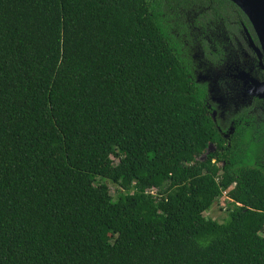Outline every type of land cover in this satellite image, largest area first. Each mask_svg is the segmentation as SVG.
I'll list each match as a JSON object with an SVG mask.
<instances>
[{"label": "trees", "instance_id": "1", "mask_svg": "<svg viewBox=\"0 0 264 264\" xmlns=\"http://www.w3.org/2000/svg\"><path fill=\"white\" fill-rule=\"evenodd\" d=\"M244 28L229 0H0V264H264V100L223 126L192 58L263 80Z\"/></svg>", "mask_w": 264, "mask_h": 264}, {"label": "rangeland", "instance_id": "2", "mask_svg": "<svg viewBox=\"0 0 264 264\" xmlns=\"http://www.w3.org/2000/svg\"><path fill=\"white\" fill-rule=\"evenodd\" d=\"M193 61L196 67V77L200 81H205L209 85L211 94V104L215 108L213 111L214 117L219 118L220 123L224 126L230 120V117L234 114L235 110H239L241 107L246 106V97L241 94L239 90L242 84L232 85L231 80L228 81L231 74H226L225 67L217 68L209 59L206 58L205 53L196 48L193 52ZM235 74V73H234ZM225 85V86H224ZM244 89V88H243ZM102 182L108 183L103 180ZM112 190V195L117 198L118 190L121 188L117 185L108 183ZM227 197H222L220 203L217 202L206 214L212 219L223 223L228 218V213L225 208V202ZM264 235V233H263Z\"/></svg>", "mask_w": 264, "mask_h": 264}, {"label": "water", "instance_id": "3", "mask_svg": "<svg viewBox=\"0 0 264 264\" xmlns=\"http://www.w3.org/2000/svg\"><path fill=\"white\" fill-rule=\"evenodd\" d=\"M236 4L248 17L255 35L258 40L257 45L251 36L247 28L245 29L246 36L250 43V46L258 55L261 66L264 68V0H229ZM240 76L247 78L252 83V87L249 91L251 96H256L260 99H264V80L260 81L251 76L250 72L241 71Z\"/></svg>", "mask_w": 264, "mask_h": 264}, {"label": "flooded vegetation", "instance_id": "4", "mask_svg": "<svg viewBox=\"0 0 264 264\" xmlns=\"http://www.w3.org/2000/svg\"><path fill=\"white\" fill-rule=\"evenodd\" d=\"M256 43V42H255ZM257 44V43H256ZM249 45H250V43H249ZM259 45V44H258ZM250 48L252 49V47L250 46ZM253 50V49H252ZM254 51V50H253ZM254 53H255V51H254ZM256 54V53H255ZM256 56L258 57V55L256 54ZM246 57H248V55L246 54ZM258 60H259V58H258ZM263 63H264V60H263ZM259 67H260V69L264 72V68L261 66V63H260V60H259ZM231 69V68H230ZM230 69H228V70H230ZM234 71L237 73V74H234ZM241 71H246V70H239V69H231L230 71H227V72H225L226 74H230V73H232L231 74V76H229L230 78H228V81L229 80H231V84L233 85H237L238 87H239V84H242V87L244 88V90H245V93H244V96L246 97V106L248 105V106H251L253 103H252V98H257V99H259V100H264V99H260V98H258V97H256V96H251L250 94H249V91H250V89H251V87H252V83L250 82V80H248L247 78L245 79V78H242L241 76H240V73H241ZM247 72H250L251 73V76L252 77H254V78H256L255 76H254V74H253V70L252 69H250L249 71H247ZM256 79H258V78H256ZM258 80H260V79H258ZM264 80V79H263ZM263 80H260V81H263Z\"/></svg>", "mask_w": 264, "mask_h": 264}]
</instances>
